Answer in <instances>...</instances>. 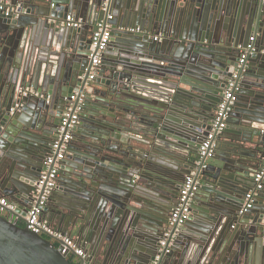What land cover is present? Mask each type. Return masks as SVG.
I'll return each instance as SVG.
<instances>
[{
  "label": "water",
  "instance_id": "water-1",
  "mask_svg": "<svg viewBox=\"0 0 264 264\" xmlns=\"http://www.w3.org/2000/svg\"><path fill=\"white\" fill-rule=\"evenodd\" d=\"M7 1L23 10L0 12V196L14 206L0 213V264H72L60 246L20 225L71 103L79 119L47 200L59 204L43 212L87 262L264 264V180L243 210L264 161L263 1ZM67 15L82 25H63ZM100 20L110 38L87 80ZM251 36L254 50L239 64ZM234 74L226 126L213 154L200 158ZM26 88L42 96L22 95ZM187 176L196 204L169 230Z\"/></svg>",
  "mask_w": 264,
  "mask_h": 264
},
{
  "label": "built area",
  "instance_id": "built-area-1",
  "mask_svg": "<svg viewBox=\"0 0 264 264\" xmlns=\"http://www.w3.org/2000/svg\"><path fill=\"white\" fill-rule=\"evenodd\" d=\"M264 3V0H262ZM21 4H10L7 0H0V12L5 16L16 15L22 11ZM110 18V16H109ZM62 24L69 27H79L82 25L81 19H76L72 15H67ZM161 36H155V40H161ZM110 38L109 25L104 21L100 20L97 22L96 29L92 35L90 43V55H89V67H88V77L87 80H91L97 74V69L101 63V59L104 51L108 46V41ZM254 36L249 38V43L246 48H242V53L239 58V64L244 62L247 55V50H254L253 48ZM234 74L232 79H230L223 90L222 98L214 113V119L211 124V129L207 137L203 140L199 148V156L210 157L213 154L214 146V136L219 133L223 128H225V119L230 110V106L235 100V81ZM28 93L42 96V93L33 90L32 88H26L21 90L22 95H27ZM76 93L71 95V101H74ZM72 104L68 111H66L63 116L61 126L59 127L58 137L50 145V153L44 159V170L41 173V177L36 183L37 194L35 195V200L31 207L28 209L26 216L24 218L23 224L31 231L43 235L44 237L50 239L55 244L62 248V252H67L69 258H74L79 260V264H90L85 259L87 254L85 250L79 246V244L73 239L65 236L61 231L55 230L45 219L42 218V213L45 208L48 197L50 196L53 188L56 185V178L59 173L58 163L61 161L67 151L68 142L71 138V131L77 120V111L79 105L75 107L72 111ZM264 180V161L260 164L259 169L254 175V181L256 182L255 188L245 195V206L243 210H246L252 206L253 198L257 192L262 188V181ZM193 196V177L187 176L183 183L181 184L179 190V197L177 204L170 215L169 230L173 228L174 225L183 224L189 213L190 202ZM6 208L14 210V206L8 203V200L0 196V213H5ZM169 231L165 233V239L161 241V245H165L166 238L169 236ZM156 261L153 263L155 264Z\"/></svg>",
  "mask_w": 264,
  "mask_h": 264
},
{
  "label": "crops",
  "instance_id": "crops-1",
  "mask_svg": "<svg viewBox=\"0 0 264 264\" xmlns=\"http://www.w3.org/2000/svg\"><path fill=\"white\" fill-rule=\"evenodd\" d=\"M111 59H113V57L112 56H109ZM183 154H185V153H183ZM153 155V158H155L156 160H158V161H162V162H164V163H167V164H175L174 163V160L173 159H166L165 157H164V155H162L160 152H158V151H155V153L154 154H152ZM260 167V166H259ZM258 167V168H259ZM150 177H154V175L151 173L150 175H149ZM158 178H161L160 179V181H165V182H169L167 179H166V177H163V176H161V175H156ZM135 178H137V177H135ZM142 183V182H141ZM142 185V184H141ZM181 187V186H180ZM180 189V188H179ZM193 197V196H192ZM178 201V200H177ZM196 204V201H194L193 199H191V202H190V207H191V204ZM59 204V201L58 200H51V202H50V204H48L47 202H46V205H45V208H46V206L48 205V208L51 210H55V211H57L56 210V205H58ZM176 206V205H175ZM190 209V208H189ZM44 211V210H43ZM192 213L190 212V213H188V217H187V219L190 217V215H191ZM53 214H52V212L51 211H48L47 213L46 212H43L42 213V218L43 219H45L51 226H53V228L55 229V230H58V231H61V227L59 226V225H57V223H56V221H53V220H51V216H52ZM186 219V220H187ZM200 222V220L198 219V218H195V219H193V222L195 223L197 220ZM198 223V222H197ZM196 223V224H197ZM203 226V225H202ZM62 232V231H61ZM63 234H65L64 232H62ZM90 263V262H89ZM91 264V263H90Z\"/></svg>",
  "mask_w": 264,
  "mask_h": 264
},
{
  "label": "flooded vegetation",
  "instance_id": "flooded-vegetation-1",
  "mask_svg": "<svg viewBox=\"0 0 264 264\" xmlns=\"http://www.w3.org/2000/svg\"><path fill=\"white\" fill-rule=\"evenodd\" d=\"M75 98H76V96H75ZM70 100H71V95H70ZM75 100V99H74ZM66 113V112H65ZM65 113H64V115H65ZM63 115V116H64ZM63 116H62V118H63ZM79 116H78V111H77V120H76V122H75V125H76V123L78 122V118ZM74 125V126H75ZM71 137H72V131H71ZM71 139V138H70ZM70 141V140H69ZM69 143V142H68ZM68 148V147H67ZM67 152V151H66ZM65 155H66V153H65ZM65 157V156H64ZM260 166V164L257 166V168H256V170H255V173H256V171L259 169L258 167ZM58 175H59V173H58ZM58 177V176H57ZM56 182H57V178H56ZM183 183V182H182ZM56 186V185H55ZM55 188V187H54ZM54 188H53V190H54ZM53 190H52V192H53ZM51 192V193H52ZM51 195V194H50ZM177 196L179 197V193H177ZM178 197H177V200H178ZM48 200V199H47ZM253 201H255V199L253 198ZM22 224V222L20 223V225ZM53 227V226H52Z\"/></svg>",
  "mask_w": 264,
  "mask_h": 264
},
{
  "label": "trees",
  "instance_id": "trees-1",
  "mask_svg": "<svg viewBox=\"0 0 264 264\" xmlns=\"http://www.w3.org/2000/svg\"><path fill=\"white\" fill-rule=\"evenodd\" d=\"M24 224L22 223L21 226H23ZM55 246H58L57 244H55ZM69 260L71 261L72 264H79L80 261L79 260H76L74 258H69Z\"/></svg>",
  "mask_w": 264,
  "mask_h": 264
}]
</instances>
